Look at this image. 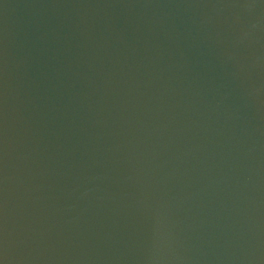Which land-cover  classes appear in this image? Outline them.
I'll use <instances>...</instances> for the list:
<instances>
[{"label": "water", "instance_id": "obj_1", "mask_svg": "<svg viewBox=\"0 0 264 264\" xmlns=\"http://www.w3.org/2000/svg\"><path fill=\"white\" fill-rule=\"evenodd\" d=\"M0 264H264V0H0Z\"/></svg>", "mask_w": 264, "mask_h": 264}]
</instances>
